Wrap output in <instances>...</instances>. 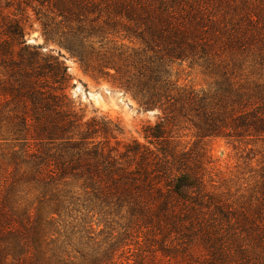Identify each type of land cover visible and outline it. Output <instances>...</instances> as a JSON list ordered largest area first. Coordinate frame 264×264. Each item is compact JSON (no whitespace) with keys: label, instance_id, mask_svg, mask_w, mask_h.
I'll list each match as a JSON object with an SVG mask.
<instances>
[{"label":"trees","instance_id":"trees-1","mask_svg":"<svg viewBox=\"0 0 264 264\" xmlns=\"http://www.w3.org/2000/svg\"><path fill=\"white\" fill-rule=\"evenodd\" d=\"M29 11L46 43L157 112L144 142L76 111L68 67L26 40ZM185 62L212 88L178 86ZM0 97V264H264V151L249 148L264 145V0H0ZM213 138L248 149L233 196L214 181ZM94 215L97 249L83 243Z\"/></svg>","mask_w":264,"mask_h":264},{"label":"rangeland","instance_id":"rangeland-1","mask_svg":"<svg viewBox=\"0 0 264 264\" xmlns=\"http://www.w3.org/2000/svg\"><path fill=\"white\" fill-rule=\"evenodd\" d=\"M30 18L23 17L26 40L29 44L41 46L44 54H50L59 57L61 61L68 67V73L71 77L67 94L74 103L76 111L90 119L93 116L102 117L111 123L119 124L124 130V136L121 140L130 141L138 139L144 142L142 129L147 123H155L157 121V112L151 111L144 113L140 110L137 101L131 93L126 92L119 84V77L113 71L108 76L101 74L98 69H85L82 65L63 48H60L55 43H46L40 23L36 20L31 11L28 12ZM109 41H113L114 46H123L125 48H138L139 45L129 39H123L120 35L110 36ZM110 44L109 48H113ZM100 45L95 41V48L100 53ZM98 55V54H97ZM93 62L97 61L96 55L93 56ZM96 66V65H95ZM171 79L178 86L191 88L196 91L209 90L212 88L214 79L207 74L205 69L196 64L189 62L175 64L170 70ZM4 102L0 97V108ZM187 137L183 138V146L191 147L195 142L192 134L185 132ZM204 144L209 151V155L214 161L213 178L217 186H222L225 190L229 188L231 195L235 194L240 186H244V182L249 178L247 163L243 156L248 152L244 146H234L224 138H213L206 140ZM0 142V156L3 153V146ZM253 149L255 160H261L264 151V145L250 146ZM245 150V152H243ZM254 161V162H256ZM256 163H254L255 165ZM76 214L73 216L75 217ZM92 214L89 215L91 217ZM80 215H76L79 220ZM72 223V226L78 225V220L73 218L67 219ZM91 220V219H90ZM82 224V222H81ZM90 225V224H88ZM99 226V227H98ZM94 233L92 238H87L83 243H88L92 247L94 243L95 249L104 244L106 235H102L101 231L105 228L100 223V215L93 216ZM77 232V231H75ZM79 237L74 236L73 245L81 247L78 242ZM75 246V248H76ZM85 246V245H82ZM123 249H121L118 254ZM71 251H75L71 248Z\"/></svg>","mask_w":264,"mask_h":264}]
</instances>
